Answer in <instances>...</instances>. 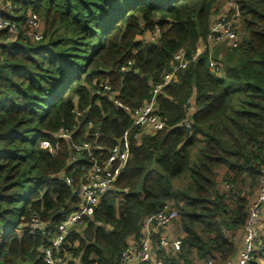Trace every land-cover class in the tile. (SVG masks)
Listing matches in <instances>:
<instances>
[{
	"label": "trees",
	"instance_id": "1",
	"mask_svg": "<svg viewBox=\"0 0 264 264\" xmlns=\"http://www.w3.org/2000/svg\"><path fill=\"white\" fill-rule=\"evenodd\" d=\"M3 1L19 32L0 33V264H48L40 247L74 208V188L93 160L84 151L67 165L70 141L61 140L55 153L42 141L54 142L59 126L76 127L74 141L102 144L106 155L131 119L107 97L95 104V87L108 81L130 107L148 101L173 53H194L226 0ZM237 3L240 42L217 43L226 47L220 60L214 47L202 50L163 87L156 111L165 126L138 139L131 129L130 156L113 187L59 246L65 264H118L127 238L167 202L177 208L182 236L179 250H157L164 264L235 257L234 236L264 164V0ZM29 10L45 25L40 40L23 33ZM145 31L156 35L142 40ZM88 121L97 137L94 129L86 133ZM63 169L71 183L58 176ZM34 214L43 227L31 229ZM261 228L264 219L247 264H264Z\"/></svg>",
	"mask_w": 264,
	"mask_h": 264
},
{
	"label": "built area",
	"instance_id": "2",
	"mask_svg": "<svg viewBox=\"0 0 264 264\" xmlns=\"http://www.w3.org/2000/svg\"><path fill=\"white\" fill-rule=\"evenodd\" d=\"M238 0H226L223 8L225 12L218 14L209 26V30L202 40L203 44L197 43L194 53L188 55L183 48L176 50L160 79L150 86V99L135 107H130L120 98V90L113 89L108 81L100 82L92 91L95 97L94 103L99 105L102 97H107L110 103L117 109L129 114L131 123L125 128L121 135L115 138L112 145L106 149L97 142L92 143L87 139L76 142L73 139L76 127L59 126L53 132L54 142L50 139L42 141V145L47 147L50 153H55L59 148L61 140L71 142L67 165L77 162L81 153L86 151L88 156L92 157L93 163L79 180L74 188V194L77 198L72 211H70L58 224L57 232L50 239V243L40 247L43 259L48 264H65V254H59V246L65 237L73 230L77 229L78 224H82L83 216H91L94 208L100 203L101 197L113 187L118 174L125 166L130 156V131L133 127L138 128L139 133L134 132L133 136L138 139L139 134L153 133L165 126V120L157 113L156 98L163 87L176 78L179 69L184 68L189 62L196 59L197 55L204 49H212L217 43L224 42L231 47H236L240 42L239 36V15ZM9 7V5H8ZM6 6L3 0H0V33L16 34L19 32V26L16 22L6 18L4 12ZM41 19L38 14L32 10L27 12L26 29L23 30L31 40H40L42 38ZM158 32L156 29L155 33ZM156 34H153L155 37ZM1 40V35H0ZM132 61L129 59L121 64L120 70H127ZM219 62L209 55V66L219 72ZM77 114L80 111L75 110ZM186 126H189L187 120H183ZM93 121H88L86 133L94 129ZM78 128V127H77ZM91 134L98 136L99 131L94 129ZM92 149L98 152L93 156ZM67 183H71L72 177L65 174L63 169L59 174ZM225 189L229 184H224ZM264 208V164L260 168L259 181L256 191L248 204V217L243 226V245L237 252L236 260H227L224 264H247L253 257L252 251L260 240L259 229L261 226V213ZM177 208L173 203H165L155 213L146 215L141 223V228L137 237L127 245L121 253L118 264H164L162 258L157 257V250L166 252H175L181 247V237H169L166 228L177 218ZM46 223L39 220L37 215H33L30 222L31 229L43 227ZM56 248V249H55ZM67 255V254H66ZM214 259L209 258L199 264H213Z\"/></svg>",
	"mask_w": 264,
	"mask_h": 264
},
{
	"label": "rangeland",
	"instance_id": "3",
	"mask_svg": "<svg viewBox=\"0 0 264 264\" xmlns=\"http://www.w3.org/2000/svg\"><path fill=\"white\" fill-rule=\"evenodd\" d=\"M225 10H226V9L222 8L220 11H218L216 14H214V15L211 17V20L213 21L214 18H215L218 14H220L221 12H225ZM212 21H211V22H212ZM210 24H211V23H210ZM40 30H41V32H42V37H43V32H44V30H45V25H44V23H43L42 20H41V29H40ZM238 30H239V36H241L240 34H242V32H243V28H241V24L239 25ZM139 38L142 39V40L150 41V40H152L154 37H153V33L149 32V31H145V32H143V33L139 36ZM199 43L202 45V44H203V41L200 40ZM225 48H226V47H225L224 45L216 46V47L213 48V54L218 52V56H219V60H220V59L222 58L224 52H225ZM223 171H224V169H219V170L217 171L218 174H217V177H216L218 183H220L221 185H222V183H221V179H222ZM223 186H224V183H223ZM263 209H264V208H263ZM262 219H264V210H263V212L261 213V220H262ZM174 221H176V219H175ZM174 221H173V222H174ZM177 221H178V219H177ZM76 228H77L79 231H81V229H82V225H81V224H78V225L76 226ZM259 231H260V230H259ZM263 233H264V230H263V228H261V234L263 235ZM238 234H239V232H238ZM235 235L238 237L237 234H235ZM259 235H260V232H259ZM243 240H244L243 236H242L240 239L238 238V241H240L241 244H243ZM215 263H216V262H214L213 264H215Z\"/></svg>",
	"mask_w": 264,
	"mask_h": 264
},
{
	"label": "crops",
	"instance_id": "4",
	"mask_svg": "<svg viewBox=\"0 0 264 264\" xmlns=\"http://www.w3.org/2000/svg\"><path fill=\"white\" fill-rule=\"evenodd\" d=\"M256 191V190H255ZM255 193V192H254ZM166 233L169 237L173 238V237H180L182 236V230L180 228V226L178 225V223L176 221L172 222L167 228H166ZM238 237L235 235L234 238H235V242L237 244V251H236V254H235V257L233 259H230V260H236L237 258V252L239 251V249H241L242 245L240 243V241H238V238L240 239L242 236L244 238V235H243V230H240L239 231V234L237 233ZM134 240V237L133 236H129L127 238V242L128 244L131 243L132 241ZM216 263L215 264H224L225 262H221V261H215Z\"/></svg>",
	"mask_w": 264,
	"mask_h": 264
}]
</instances>
